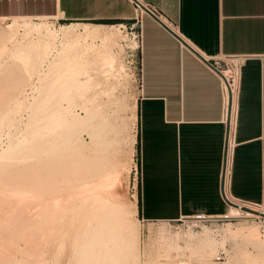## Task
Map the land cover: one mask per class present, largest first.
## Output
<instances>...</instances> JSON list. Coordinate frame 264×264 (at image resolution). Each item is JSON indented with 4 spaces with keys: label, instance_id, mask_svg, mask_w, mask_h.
Listing matches in <instances>:
<instances>
[{
    "label": "crops",
    "instance_id": "1",
    "mask_svg": "<svg viewBox=\"0 0 264 264\" xmlns=\"http://www.w3.org/2000/svg\"><path fill=\"white\" fill-rule=\"evenodd\" d=\"M141 1L157 15L144 12L136 24L130 0H0V23L43 15L56 25H134L140 35L135 215L145 221L229 213L219 192L225 129L219 79L209 63L225 54L247 55L240 66L228 194L264 209V0Z\"/></svg>",
    "mask_w": 264,
    "mask_h": 264
},
{
    "label": "bare ground",
    "instance_id": "2",
    "mask_svg": "<svg viewBox=\"0 0 264 264\" xmlns=\"http://www.w3.org/2000/svg\"><path fill=\"white\" fill-rule=\"evenodd\" d=\"M140 12H142V9L137 8L136 14L139 15ZM24 17L27 19V16ZM11 25L13 26V24H9L10 27H12ZM123 26L122 24L103 25L95 23L56 25L53 21L44 18L43 15L37 21H31L29 18L28 21L25 20V35L32 34L35 31H46V38L40 39L37 44L31 46L33 55L37 59L36 61L34 59L33 63L35 64L33 65H37L36 63L39 61V67H41V64L47 61L49 55L54 52L53 60L47 61V72L41 69L37 70V81L44 82L51 73L56 72L57 74L53 75L47 84L48 86L43 89L44 91H41L40 86L39 90L37 89V96L31 95L32 101L24 103V100L18 97L13 98V108L19 113L23 107L26 114H28L29 118L27 117L28 119L26 120L28 121L25 125L28 128L27 133L29 132L31 137L27 136L29 134L23 135L21 138L18 137L15 142L9 141V144L0 150V264H17L14 262V257H11L8 253L9 250L12 251V247L13 250L15 248V251H18L17 253L20 252L18 255L22 254L23 259L26 261H32L33 264H41L43 257L39 249V242L45 241L49 234L53 233V227L55 226L52 225L53 227H51V224L64 218L68 212L70 214L67 218L69 217L71 221L79 218L78 225L81 228L79 229L80 233H78L81 237V242L78 241L80 244L77 242L79 251L77 249L75 251L79 252L77 254L79 259L76 257L74 259L73 257L72 259L78 261V263L73 262L75 264H110L108 256L110 249L117 239L120 238L122 230L125 229L123 211L112 193V189L115 187V180H117L116 175L114 178L98 179L108 175L107 173L114 174L113 167L109 168L110 170L105 169V164L102 165L99 160L83 155L79 150L81 145L79 144V128L86 126L84 130L88 132L92 140L94 137H100L103 134L106 123L105 120H101L97 124L92 122L99 115V109L96 110L90 105L95 97H87V92L91 90L93 83L91 78L82 79L81 77V74H84L83 68L89 61L84 63V60L80 62L76 59L83 57L82 53L84 51L81 49L86 48L85 53L87 55L98 56L102 66H107L109 69L113 68L118 58L110 49L118 38L126 37L121 29ZM11 29L15 32L14 27ZM9 37L11 39V34ZM96 41L99 44L96 45ZM24 53L22 52V55L18 58L23 59L27 55L30 56L29 52L27 53L26 51ZM33 65H30V67L32 66L31 69L35 67ZM59 66L64 67L60 72L57 69ZM73 93L83 99L80 105L83 115L75 113L73 110L76 106L72 100ZM88 96L90 95L88 94ZM62 101L64 102L63 104L61 103ZM234 106V95L225 97L226 122L230 129H232L233 124ZM2 116L0 114V119ZM15 119L14 117L10 118L9 128ZM102 136L104 137V135ZM46 141L49 143L47 144ZM44 143L48 145V148H43L45 149L43 151L42 144ZM99 143L100 141L97 142L96 140V144L98 145ZM101 148L104 149L103 146ZM25 150L31 153L43 152L40 153V157L38 156L39 158L37 157L36 161V158L33 159L35 162L29 164L31 167L22 170H12L10 167L11 170H6V167L4 168L6 163L2 166L4 164H1L3 160L6 161L8 158L11 159V157L18 156L19 153H23ZM32 156L35 157L31 155L30 158ZM22 157L24 161V154ZM14 160H18V158ZM9 162L7 163L8 166L10 165ZM226 183L227 169L225 175V196L233 204L243 206L233 200L228 194ZM105 189H109L108 192ZM28 197H33L34 200H29L27 199ZM133 210L135 212V204ZM226 216L259 217L256 213L242 211L234 205L230 206V211ZM193 219L200 221L205 218ZM64 222L62 223L65 225L67 221ZM78 225L75 224L76 227ZM225 225L228 234L231 236L254 241L261 240L257 226L239 225L232 227L230 222L225 223ZM65 226L68 227L67 224ZM20 227L31 230H27V233L24 229L22 232ZM66 227L65 229H68ZM17 228L20 230H17ZM58 228L61 229V227ZM60 233L58 231V234ZM62 233L64 234L63 231ZM65 233L67 232L65 231ZM61 235L57 236L60 240H62ZM54 237H56L55 234ZM57 237L55 240L58 239ZM72 240L74 242V239ZM68 242L70 243L71 241ZM59 243L62 242L59 241ZM20 244L22 247H20ZM59 247H57V253H59ZM76 248L78 247L76 246Z\"/></svg>",
    "mask_w": 264,
    "mask_h": 264
},
{
    "label": "rangeland",
    "instance_id": "3",
    "mask_svg": "<svg viewBox=\"0 0 264 264\" xmlns=\"http://www.w3.org/2000/svg\"><path fill=\"white\" fill-rule=\"evenodd\" d=\"M1 21L4 24L0 23V114L3 115L0 119V150L1 148H5L9 144V141L15 142L16 138H21L27 134H29L27 136H30V133H27L28 128L25 125L28 121L26 119L29 118L28 114H26L23 107L19 113L13 108V98L18 97L24 100V103L32 101L31 95L37 96L40 86L41 91H44L43 89L48 86L47 84L53 75L55 76L57 74L56 72L51 73L46 77L44 82L37 81L38 71L41 69L47 72V63L53 60L52 58L54 57V52H52L53 54H50L48 57L49 61L43 62L41 67H39V61L36 63L37 65H33L35 64L33 63L34 59L35 61L37 59L33 55L31 46L37 44L40 39L46 38L45 30L41 32L35 31L32 34L25 35L24 21L14 20L13 26L15 32L11 29L13 27L7 25L10 22L5 20ZM132 27L134 28V25ZM133 28L130 29L124 25L121 29L123 30V35H126V37L118 38L119 40L117 39L111 45L110 50L118 58L113 68L109 69L107 66H102L98 56L87 55L85 53L86 48L81 49L85 53H82L83 57L76 59L80 62L84 60V63L89 61L83 68L84 74L82 73L81 77L82 79L91 78V82L93 83L91 90L87 92V97H95L90 105L96 108V110L99 109V115L92 122L93 124H97L101 120H105L106 123L105 130L102 134L104 137L101 135L100 137H96L97 139L94 137L92 140L88 132L84 130L86 126H81L79 128V144H81L79 150L83 155L99 160L102 165L105 164V169L110 170L112 167L114 168H112L114 174L107 173L108 175L98 179L114 178L116 175L117 180H115V187L112 189V193L117 203L121 205L120 207L123 211V225L125 229L122 230L120 238L117 239L110 249V253L108 254L110 264H264V218L260 216H225L226 218L221 217L200 221L187 218L176 221H145L137 219L133 206L135 204L139 174L135 112V102L138 94V71L137 54L135 51L137 43L134 38L135 33L133 32ZM10 34L11 39L9 37ZM95 44L97 45L99 42L96 41ZM21 51L23 54L26 51L27 53L29 52L30 56L27 55L23 59L18 58L22 55ZM30 65L35 67L31 69L32 66L30 67ZM57 69L60 72L64 67L59 66ZM72 100L76 104L75 109L73 108L74 112L83 115L80 108L83 99H80L73 93ZM61 103L63 104L64 102L62 101ZM12 117L16 119L9 128L8 123ZM30 137L29 140L31 141ZM96 140L97 142L100 141L101 144L99 143L97 145ZM46 143L48 144L49 142L46 141ZM46 143L42 144V149L48 148ZM102 146L104 149L101 148ZM96 150L99 151L96 152ZM26 153L28 154L25 156ZM40 153H31L25 150V152L19 153L18 156H14L16 158H8L6 159L7 162L3 160L1 164L4 163L2 165L4 166L6 163L4 166L6 170H11V168L12 170H22L31 167L29 164L35 162L40 157ZM28 155L29 158L31 155L35 157L32 156L29 159ZM17 158L18 160H14ZM19 158L23 162H20ZM34 158H36L35 161L33 160ZM8 162L10 163L9 166L7 165ZM11 162L13 163L11 164ZM108 190L105 189L106 192ZM27 199L34 200L33 197H28ZM248 207L264 213V209L259 206L249 205ZM241 213L244 214L243 212ZM69 214L70 212L66 213L64 217L66 219L62 218L51 224V227L55 226L53 227L55 236L57 237L62 234V237H60L63 241L59 237L55 240L56 237L51 233L45 241L39 242V249L43 257L41 264L78 263L74 259L75 257L79 259L77 255L79 252L77 253L75 251H79L81 237L78 233H80L79 229L81 228L78 225L79 218L71 221L69 217L67 218ZM62 222L65 225L67 224L68 227ZM227 222H230L232 227L239 225L257 226L256 228L260 232L261 240L254 241L229 235L225 225ZM56 227H61V229H57ZM65 227L68 229H65ZM20 229L23 232L25 228L20 227ZM20 229L17 228V230ZM27 230L30 231L31 229H25V232ZM58 231L61 233L58 234ZM70 235H72V238ZM67 236L71 239H68ZM72 239H74V242ZM59 241L62 243H59ZM261 242L263 243L261 244ZM20 247H22L21 244ZM57 247H59V253L56 252ZM12 248V251L9 250L8 253L11 257H14V262L17 264H33L32 261L23 259L22 254L18 255L20 252L17 253L18 251ZM72 253H76V255L73 256ZM73 257L74 259H72Z\"/></svg>",
    "mask_w": 264,
    "mask_h": 264
},
{
    "label": "built area",
    "instance_id": "4",
    "mask_svg": "<svg viewBox=\"0 0 264 264\" xmlns=\"http://www.w3.org/2000/svg\"><path fill=\"white\" fill-rule=\"evenodd\" d=\"M134 8V23L139 24L141 13H149L154 16L157 15V12L150 6L149 4L143 3L141 0H130ZM141 8L142 12L139 15L136 14V9ZM137 46L135 48L136 53H140V35L138 32L135 33L134 36ZM247 55L244 54H225L219 56L218 58L212 59L209 63L210 68L213 70L214 74L219 79V90L221 96V121L223 122L224 129V143H223V152H222V166L220 170L219 176V192L223 198V200L229 204L230 201L225 196V175L227 169V183L226 188L228 190V177H229V163H230V153L231 148L233 146V127L235 121V113H236V100L239 89V76H240V66L241 63L247 58ZM205 62H208L207 59H203ZM139 64V61H137ZM140 80V77H138ZM140 81H138L137 88L140 89ZM235 97V106H234V117L232 129H230L229 125L226 122V113L224 107V99L227 96ZM243 206L248 207V204H244ZM249 208V207H248ZM251 209V208H250ZM201 215H196L195 218H203ZM226 218V217H224Z\"/></svg>",
    "mask_w": 264,
    "mask_h": 264
},
{
    "label": "water",
    "instance_id": "5",
    "mask_svg": "<svg viewBox=\"0 0 264 264\" xmlns=\"http://www.w3.org/2000/svg\"><path fill=\"white\" fill-rule=\"evenodd\" d=\"M150 15H152V14H150ZM152 16H154V15H152ZM154 17H155V16H154ZM229 204L238 207V208H239L240 210H242V211H248V212L256 213V214H258L260 217L264 218V213H262V212H256V211H254V210H252V209H250V208H248V207H245V206H239V205L233 204L232 202H230Z\"/></svg>",
    "mask_w": 264,
    "mask_h": 264
},
{
    "label": "trees",
    "instance_id": "6",
    "mask_svg": "<svg viewBox=\"0 0 264 264\" xmlns=\"http://www.w3.org/2000/svg\"><path fill=\"white\" fill-rule=\"evenodd\" d=\"M103 23H106V22H103ZM111 23V22H110Z\"/></svg>",
    "mask_w": 264,
    "mask_h": 264
}]
</instances>
